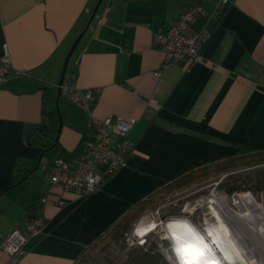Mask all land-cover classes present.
<instances>
[{
  "label": "crops",
  "instance_id": "0c3cea01",
  "mask_svg": "<svg viewBox=\"0 0 264 264\" xmlns=\"http://www.w3.org/2000/svg\"><path fill=\"white\" fill-rule=\"evenodd\" d=\"M197 1L101 0L84 28L97 0H0V56L7 51L12 67L0 82V245L36 208L43 223L20 256L0 246V264H76L168 182L264 152V0H228L217 16H200L194 28L205 24L210 35L198 57L163 68L155 32ZM203 5L213 8L210 0ZM81 31L67 71L78 88L98 89L95 117L134 119L133 149L87 197L53 188L41 204L53 158H73L90 135L87 113L57 96ZM43 106L59 114L56 146L45 152L27 141L34 126L49 122Z\"/></svg>",
  "mask_w": 264,
  "mask_h": 264
},
{
  "label": "built area",
  "instance_id": "2783aa9c",
  "mask_svg": "<svg viewBox=\"0 0 264 264\" xmlns=\"http://www.w3.org/2000/svg\"><path fill=\"white\" fill-rule=\"evenodd\" d=\"M203 1L198 0L186 6L176 17L171 18L166 26L155 32L154 42L163 54L161 63L163 68L173 63L188 62L198 57L200 48L207 41L210 31L205 24L199 29H195V21L200 16L205 17L207 21L217 16L219 9L228 0H210L213 4L211 10L205 8ZM11 70L9 54L4 51L0 56V82L7 77ZM22 73L25 72L22 71ZM57 86L60 96L65 101L80 107L87 113L90 135L84 140L83 145L79 147L73 158L68 159L61 155L53 158L48 169V187L40 199L41 204L48 201L53 188H58L63 193L70 192L78 198L87 197L109 175L125 164L128 154L133 149L129 132L134 125V119H124L120 116L98 118L91 113V106L98 89L82 90L78 88L74 82L73 70L67 71V67L61 83ZM239 194H245L246 197L252 198L249 191L234 192L232 197ZM214 196L212 194L211 197ZM218 197L220 200L223 199L226 204L227 196L225 194L221 193ZM182 199L183 196H180L172 201L176 212L170 218L193 216L201 208L199 204L202 203L203 206L202 198ZM252 200L254 202L253 198ZM57 204H62V201L58 200ZM233 205L236 207L234 203ZM42 224L39 210L36 208L30 213L24 227L14 228L10 231L1 243V248L10 258L20 256L27 239L37 234ZM243 246V253L255 257L254 250L248 244L244 242Z\"/></svg>",
  "mask_w": 264,
  "mask_h": 264
},
{
  "label": "rangeland",
  "instance_id": "374dc122",
  "mask_svg": "<svg viewBox=\"0 0 264 264\" xmlns=\"http://www.w3.org/2000/svg\"><path fill=\"white\" fill-rule=\"evenodd\" d=\"M230 186H238L233 190L235 192L250 190L258 200L261 198L264 200V155L254 154L253 157L238 155L229 160L201 166L197 168L191 181L178 186L173 183L165 185L148 197L142 203L141 208L135 209L133 215H129L131 217L129 225L121 235L114 236L107 231L97 239V241H104L98 244L102 246H98L95 251L91 252L82 264H118L128 247L136 244L154 245L169 264H178L177 257L180 261L181 254L171 241L166 223L176 212L172 201L180 196H183V199H203V206L193 216L186 217V219L199 232L197 234L204 242L205 239L222 240V248L220 246L211 248L206 242L205 244L213 254L219 255L221 252L225 255L224 249L228 252L225 258L221 259L219 255L223 264H250L249 259L235 244L228 225L213 208L208 207L212 194L218 196L222 191H227V187ZM255 186H258V189H255ZM226 199L228 207L236 210L230 192ZM240 220L244 224L248 223L245 218H240ZM221 233L225 235L223 236L225 241L228 239L233 243V249L230 245L225 246Z\"/></svg>",
  "mask_w": 264,
  "mask_h": 264
},
{
  "label": "trees",
  "instance_id": "16d2710c",
  "mask_svg": "<svg viewBox=\"0 0 264 264\" xmlns=\"http://www.w3.org/2000/svg\"><path fill=\"white\" fill-rule=\"evenodd\" d=\"M88 20H87L84 28L86 27ZM42 112L45 116L48 117V119H49L48 124H46V125L38 124V125L34 126L32 131L27 135V141L32 145H37V146L41 147L42 151H48V150L53 149L56 146V135H57V132L59 129V114H58V110L56 107L48 110L43 106ZM254 154L264 155V152L248 153V154H243V155H245V156L248 155L250 157H253ZM230 159H232V158H230ZM196 170L197 169H194V170L184 174L183 176H181V177H179L173 181L168 182L167 184L170 185L173 183L175 186H178L180 184H184L186 182H189L192 180V176ZM237 187L238 186L227 187V191L232 192ZM255 189H258V186L257 187L255 186ZM158 191L159 190H157L156 192H158ZM153 194H151V195H153ZM151 195H149L148 197H150ZM148 197H146L144 200L139 202L137 204V206L134 208V210L132 209L127 214L122 216L107 231H110L111 234H113L114 236H117V235L119 236L124 231H126L128 225H129V222H130V218H131V217H129V215L130 214L133 215L135 213V212H133V211H135V209L141 208L142 203ZM102 242H104V241H97L96 240L93 244H91L90 246L85 248L81 252V254L79 255V258L77 259L76 264H82V262H84L85 259L87 260L88 259L87 257L90 256L91 252L95 251L98 248V246H102V244L98 245L99 243H102ZM118 264H169V263L165 259V257L161 254V252L157 248H155L154 245L146 246V245L136 244V245H132L131 247H128L124 257L122 259H120Z\"/></svg>",
  "mask_w": 264,
  "mask_h": 264
},
{
  "label": "flooded vegetation",
  "instance_id": "af4514ba",
  "mask_svg": "<svg viewBox=\"0 0 264 264\" xmlns=\"http://www.w3.org/2000/svg\"><path fill=\"white\" fill-rule=\"evenodd\" d=\"M246 191H249L252 198L254 199V203H255L254 206L247 205L248 209H246L242 203L240 202L238 203V201L236 200V203L240 209L238 211L237 206L235 207L236 210L232 209V211L236 215L235 214L233 215L231 212H229V214L231 215L232 222L228 221V218L226 217V215L228 214H224L223 211H221L220 214L222 218L226 221V224H228V227L230 229L234 242L240 241L238 243L235 242V244L241 250H244L243 243L245 242L251 247V249L254 250L256 254L255 257L254 255L244 253L246 257L250 260V262L252 258L254 259L255 264H263L264 263V218L260 214V209L262 210L264 214V200L261 197H260L261 199L258 200L250 190H246ZM234 192L235 191L230 192L231 197ZM222 193L225 194L226 196H228L229 194V192L227 191H222ZM232 200H233V197H232ZM224 205L229 211L227 204H225V202H224ZM248 210H249V213H248ZM240 218H245L248 221V223L244 224L243 222H241ZM221 234H222L221 238L223 239L224 241L223 243H225V246L230 245L231 249H233V246H232L233 243L228 241L227 237H226L227 241H225V238L223 237L225 235L223 233ZM231 255L233 254L231 253ZM239 262L241 263V261ZM251 264L253 263L251 262Z\"/></svg>",
  "mask_w": 264,
  "mask_h": 264
},
{
  "label": "bare ground",
  "instance_id": "6f19581e",
  "mask_svg": "<svg viewBox=\"0 0 264 264\" xmlns=\"http://www.w3.org/2000/svg\"><path fill=\"white\" fill-rule=\"evenodd\" d=\"M236 200L238 201V203L239 202L242 203L246 209H248V206L255 205L251 197H246L245 194H239L237 196H234L232 200V202L238 207V211L240 208L237 205ZM209 202L210 203L208 207L213 208L214 211H216L219 214V216L225 223L226 221L222 218L220 214L221 211H223L224 214H228L226 215V217L228 218V221L232 222L231 215L229 214V212H231L233 215L235 213L232 211V208L228 207V205L227 207L229 211L227 210L226 206L224 205L225 201L223 199L220 200L218 196H214L210 198ZM199 207H202V203L199 204ZM248 213H249V210H248ZM260 214L264 218V214L261 209H260ZM166 227L168 229V232L170 233V236L172 235L175 239L176 249L181 250L180 252L178 251L181 254L180 262L185 264V261L190 258L184 253L183 249L186 248L188 245H196L204 253L202 256L198 258V264H220L216 256H214L215 254H213L210 251L208 246L205 247V245L207 244H205V242L199 237V235L196 234V231L195 233L192 231L191 229L192 225L187 221L186 217H183V216L182 217H172L166 223ZM189 229H191V231H189ZM251 262L255 264V261L252 258H251Z\"/></svg>",
  "mask_w": 264,
  "mask_h": 264
},
{
  "label": "water",
  "instance_id": "95a60500",
  "mask_svg": "<svg viewBox=\"0 0 264 264\" xmlns=\"http://www.w3.org/2000/svg\"><path fill=\"white\" fill-rule=\"evenodd\" d=\"M100 2H101V0H97V3H96V5L94 6V8H93V10H92V12H91V14H90V16H89V20H88V22H90V20L92 19V17H93V15H94V13L96 12V10H97V8H98V6H99V4H100ZM82 34H83V31H81L79 34H78V36L75 38V40L73 41V43L71 44V46H70V48H69V50H68V52H67V54H66V56H65V59H64V62H63V65H62V68H61V71H60V76H59V79H58V83L57 84H60L61 83V81H62V79H63V76H64V73H65V70H66V67H67V63H68V60H69V58L71 57V55H72V53H73V51H74V49H75V47H76V45H77V43H78V41L80 40V38H81V36H82ZM57 90H58V94H57V96L59 97L60 96V91H59V88H58V86H57ZM43 152H45V151H43ZM191 228V227H190ZM192 229V231L195 233V231H196V234L197 233H199V232H197V230L195 229V228H191ZM216 237V236H215ZM205 239V238H204ZM218 240V241H217ZM171 241L173 242V244H176V242H175V239H174V237L171 235ZM210 240H207V239H205V242L206 243H208L209 244V246L212 248V246H215V247H221L222 248V246H223V244H222V241H220L218 238H216V241H210ZM214 244V245H213ZM218 245V246H217ZM218 249V248H217ZM214 250V249H213ZM223 250V249H222ZM220 252V251H219ZM223 252L225 253V255H223L221 252L219 253V255H220V257H221V259L222 258H225L224 256H228V252H226V250L224 249L223 250ZM215 254V253H214ZM219 255H217V254H215V256L220 260V262H221V259L219 258ZM177 260H178V264H183L182 262H180L179 261V259H178V257H177ZM222 263V262H221Z\"/></svg>",
  "mask_w": 264,
  "mask_h": 264
},
{
  "label": "snow or ice",
  "instance_id": "6c2138e0",
  "mask_svg": "<svg viewBox=\"0 0 264 264\" xmlns=\"http://www.w3.org/2000/svg\"><path fill=\"white\" fill-rule=\"evenodd\" d=\"M189 231H191V229H189ZM205 247H207V245H205ZM178 251L181 250L178 249ZM183 251L188 257H190L185 261V264H198V258L204 254L196 245H188Z\"/></svg>",
  "mask_w": 264,
  "mask_h": 264
}]
</instances>
